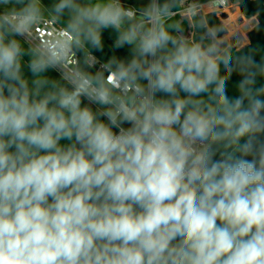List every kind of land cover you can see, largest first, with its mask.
I'll use <instances>...</instances> for the list:
<instances>
[{"label":"clouds","instance_id":"9594fccd","mask_svg":"<svg viewBox=\"0 0 264 264\" xmlns=\"http://www.w3.org/2000/svg\"><path fill=\"white\" fill-rule=\"evenodd\" d=\"M201 13L0 0V264H264V57ZM106 29L131 59L92 73Z\"/></svg>","mask_w":264,"mask_h":264},{"label":"trees","instance_id":"16d2710c","mask_svg":"<svg viewBox=\"0 0 264 264\" xmlns=\"http://www.w3.org/2000/svg\"><path fill=\"white\" fill-rule=\"evenodd\" d=\"M161 3H163V0H160ZM199 3H206L208 2V0H198ZM131 3V2H128ZM240 9L241 12L246 16V17H252V16H256L258 17V28L256 27H252L253 29L249 32V38L251 41V45H256L258 42H263L264 44V7L262 5L261 0H240ZM206 8V7H205ZM239 8H236L235 12L230 14L229 16H227L226 20L224 21L225 25H226V29H227V33L225 34V27L223 25V23L221 22L220 18L218 17L217 13L212 12V13H208L206 14L207 18H208V23L209 25H216L219 26L221 28H223V32L220 33L221 36L224 35V37H228L229 35H233L234 33H236L237 31H239V29L242 26H238V22H242L243 19H240V17H242V14ZM236 14V15H235ZM238 14V17H237ZM236 19V22H235ZM240 21H237L239 20ZM174 21L172 22H180L183 26V29L185 28V21H182L179 19V17H174L173 18ZM232 20V21H230ZM234 20V21H233ZM255 23V22H254ZM235 24V25H234ZM243 24V23H240ZM245 25V24H244ZM238 27V28H237ZM117 37V33L115 32V30L113 29H106L102 31V43H103V47L101 50H96V49H92L91 47H89V50H91L92 52H94L97 56H99L102 60L108 62L113 56L116 57L119 60H129L131 59V50L129 49V47L126 45L122 48H117L115 47V39ZM79 58H80V62L83 65V58H84V53L83 52H79ZM85 70L90 71L92 73H95L96 70L92 69V68H87L85 66ZM164 96V94L162 93H158L157 94V98H162ZM83 106V105H82ZM85 106V105H84ZM90 106L93 111H96L98 109V107L92 106V105H87ZM102 120H104L105 122H107L105 117H101ZM115 132L118 133V129H113ZM246 140V138H244L241 142L244 143ZM236 155H239V153L237 152ZM250 159V158H249Z\"/></svg>","mask_w":264,"mask_h":264},{"label":"rangeland","instance_id":"374dc122","mask_svg":"<svg viewBox=\"0 0 264 264\" xmlns=\"http://www.w3.org/2000/svg\"><path fill=\"white\" fill-rule=\"evenodd\" d=\"M121 1L124 2V0H121ZM190 1H196V0H190ZM52 2H53V0H43V3H44L46 6L50 5ZM149 2H150V0H137V4H138V5H141V6H143V7L147 6V4H148ZM192 3H194V2H192ZM194 4H196V3H194ZM136 6H137V5H136ZM136 6H135V7H136ZM138 9H139V8H138ZM204 9H205V8H204ZM211 10H212V9L205 10V11L202 12L201 14L206 15V14L210 13ZM239 10H240V12H241V9H239ZM234 12H235V10H232V11L230 10V13H227L226 11H224L223 14H226V17H223V18L221 17V18H220V16H218V17L220 18L221 22L223 23L224 27H225V34H224V35H226V33H227V29H226V25H225L224 21L226 20L227 16H229L230 14H232V13H234ZM240 12H239V13H240ZM241 13H242V12H241ZM235 15H236V14H235ZM239 15H242V17H240V19H243V21L240 22V23H243V24H240V23L238 22V24H239L240 26H242V27L239 29V32L237 31L236 34H234V36H231V35L228 34V37H227V36L224 37V35H223L224 39L227 41V43L229 44V46L232 48V50H233L234 52H235V51H238V49L234 47V45H233L234 43H239L240 41H247V43L245 44V46L249 43L248 32H249V30L252 29V27H249V24H250L249 18H251V17H246L243 13H242V14H239ZM176 17H179L180 20L185 21V22H186L185 26L187 25V22H188V20H187L188 15H185V13H184L182 10H180V13H179L178 15H176ZM237 17H238V14H237ZM240 19L237 20V21H240ZM172 21H174V20H172ZM172 21H170V23H171ZM230 21H232V20H230ZM233 21H234V20H233ZM235 22H236V19H235ZM244 24H245V25H244ZM234 25H235V24H234ZM239 25H238V26H239ZM237 28H238V27H237ZM195 31H196V35H197V38H198L199 35H200V32H199V30H195ZM18 39H19V37H18ZM22 43H23V41H22ZM245 46L243 47V45H241L242 48L240 49L239 52H237V53H235V54L238 55V54H248V53H252L256 62H260L261 58L264 57V44H263L262 41H261V42H258L256 45H253V46H251V47H248L247 49H245ZM129 47H130V46H129ZM25 48H27V45H25ZM130 49H131V48H130ZM29 60H30V57H29L27 54H25V55L23 56V58H22V62L25 63V65H23V67L28 68L27 65H28ZM26 63H27V64H26ZM221 74H222V75L225 74V73H224L223 66H221ZM42 75L48 77L49 79L59 80L61 74H60V72H59L58 70H56V69H49L48 71H46V72L43 73ZM27 78H28L29 82H31V80L34 79V77H33L32 73H31V71H30V74L27 76ZM241 79H242V77L239 75V73H238V72H234V73L232 74V76L229 78V80L227 81V83H226V94H227L230 98L238 97L239 92H238L237 85H238V83H239V81H240ZM261 85H264V77H258V79H257V87H259V86H261ZM181 95L183 96V95H185V94H184V93H181ZM262 99H264V97H262ZM87 102H88V101H87L85 98L82 97V104H83V105H86ZM88 103H89V102H88ZM98 107H99V106H98ZM123 126L127 128V127H129L130 125L127 124V123H125ZM243 139H244V138H242V140H243ZM67 143H69V141H67V140H62V144H67ZM240 143H241V142H240Z\"/></svg>","mask_w":264,"mask_h":264},{"label":"built area","instance_id":"2783aa9c","mask_svg":"<svg viewBox=\"0 0 264 264\" xmlns=\"http://www.w3.org/2000/svg\"><path fill=\"white\" fill-rule=\"evenodd\" d=\"M253 1H256V0H253ZM122 2V1H121ZM262 2V5L264 7V0H261ZM194 4L192 3L190 0H185V4L187 6V4ZM208 2L206 3H196L197 6L199 8L202 9V12L205 11L204 9V6L207 5ZM122 4L125 6V7H131V8H135L137 10H139L137 7H135V5H133L132 3H128V2H122ZM240 0H221V2L219 3H216V4H213L212 6H210V8L212 9L210 13L212 12H215L217 13L218 16H220V18L222 17L223 15V12L226 11L227 13H230V10H234V8H239L240 9ZM180 13V11H178L177 15ZM175 17V16H174ZM173 17V18H174ZM47 32V29L44 28L42 29V34H46ZM91 51V50H90ZM92 55L96 58V64L92 67V69H95L96 71L100 70L101 66L106 63V61L102 60L99 56H97L94 52H92ZM77 58L78 60L80 61V58H79V54L77 52ZM87 100V99H86ZM95 105V104H94Z\"/></svg>","mask_w":264,"mask_h":264},{"label":"crops","instance_id":"0c3cea01","mask_svg":"<svg viewBox=\"0 0 264 264\" xmlns=\"http://www.w3.org/2000/svg\"><path fill=\"white\" fill-rule=\"evenodd\" d=\"M124 2H131L133 5H135V6L137 5L136 7L139 8V9L143 8V6L137 4V0H124ZM191 2L199 3L198 0H196V1H191ZM252 17H253V16H252ZM256 17H257V15H256ZM191 19H192V17H191V16H188V18H187L188 22H187V25H186L185 28H184V34H185V35H191L192 32L194 31V29H193V28L191 27V25L189 24V21H190ZM257 21L259 22L258 17H257ZM238 25H239V24H238ZM253 28H254V27H253ZM253 28H252V29H253ZM252 29H251V30H252ZM251 30H249V32H250ZM238 32H239V31H238ZM249 32H248V34H249ZM234 34H236V33H234ZM234 34H233L232 36H234ZM248 38H249V35H248ZM251 46H252V45H251V41H250V38H249V43L245 46V49H247L248 47H251ZM128 47H129V46H128ZM129 49H130V47H129ZM130 50H131V49H130ZM26 64H27V63H26ZM23 65H25L24 62H22V72H23L25 78L28 79L27 76L30 74V70H29V68L23 67ZM58 71H59V70H58ZM82 105H83V104H82ZM86 105H92V106L98 107V105L89 104L88 102H87ZM83 106H84V105H83ZM240 142H242V139H241ZM60 143L62 144V141H61Z\"/></svg>","mask_w":264,"mask_h":264},{"label":"bare ground","instance_id":"6f19581e","mask_svg":"<svg viewBox=\"0 0 264 264\" xmlns=\"http://www.w3.org/2000/svg\"><path fill=\"white\" fill-rule=\"evenodd\" d=\"M206 7V8H205ZM204 8H205V10H208V9H211L210 7H208V6H204Z\"/></svg>","mask_w":264,"mask_h":264},{"label":"water","instance_id":"95a60500","mask_svg":"<svg viewBox=\"0 0 264 264\" xmlns=\"http://www.w3.org/2000/svg\"><path fill=\"white\" fill-rule=\"evenodd\" d=\"M234 10H236V8H234ZM223 17H226V14H223V15H222V18H223Z\"/></svg>","mask_w":264,"mask_h":264}]
</instances>
